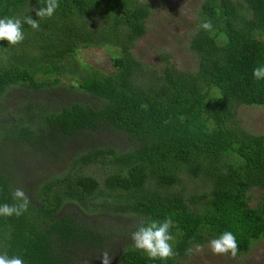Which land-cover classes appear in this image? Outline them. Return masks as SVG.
<instances>
[{
    "label": "trees",
    "instance_id": "trees-1",
    "mask_svg": "<svg viewBox=\"0 0 264 264\" xmlns=\"http://www.w3.org/2000/svg\"><path fill=\"white\" fill-rule=\"evenodd\" d=\"M44 5L0 0V18L38 19L33 10ZM59 5L39 30L24 24L20 44L0 41V204L14 203L15 187L30 199L23 215L0 216V253L25 264H92L121 230L101 232L61 210L70 202L86 214H137L131 232L143 220L172 217L174 258L149 260L125 241L118 264H177L189 247L225 231L236 236L237 255L244 253L264 236V133L241 129L235 110L264 106V79L252 76L264 65V0H202L187 43L192 70L167 58L158 68L135 58L149 15L142 0ZM205 20L212 31L200 28ZM101 44L116 48L111 69L75 59L78 48ZM15 86L21 91L13 96ZM104 131L121 141L88 139ZM76 144L64 170L43 179L28 174L38 164L60 165ZM92 163L109 168L101 184L79 171ZM183 178L209 184L196 194L184 190ZM252 189L262 192L250 206Z\"/></svg>",
    "mask_w": 264,
    "mask_h": 264
},
{
    "label": "rangeland",
    "instance_id": "rangeland-1",
    "mask_svg": "<svg viewBox=\"0 0 264 264\" xmlns=\"http://www.w3.org/2000/svg\"><path fill=\"white\" fill-rule=\"evenodd\" d=\"M149 5V15L145 21V34L138 38L133 46V55L147 67L158 68L162 66L164 58L180 69L192 70L195 66V58L187 49L188 38L195 29V21L199 4L202 0H142ZM234 1V0H233ZM236 1V0H235ZM116 48L111 45L84 46L74 52L75 59L83 64H88L97 70H109V57L116 54ZM66 81V79H64ZM12 95L16 96L21 91L19 86L10 89ZM74 99V98H73ZM72 99V100H73ZM84 101H88L84 99ZM236 124L244 131L261 134L264 133V106L260 105H238L235 110ZM96 140H119L121 137L112 135L109 131L93 133L88 139ZM80 144H76L75 152H67L64 155L60 165L49 166L45 163L38 164L36 169L27 171L29 175L36 173L40 179L48 178L55 171H62L68 167V162L75 156ZM36 165V164H33ZM38 167V168H37ZM82 173L91 174L100 182L109 168L105 164L92 163L82 166L79 170ZM181 183L184 184V190H191L196 194L200 193L208 181L195 179L188 180L183 178ZM208 183V184H207ZM262 191L252 189L249 194L248 204L254 205L259 194ZM90 201L88 203H92ZM63 211L71 212L78 215L82 220L90 221L96 225L101 232L107 229L121 230L119 237L114 240H107L109 255L111 257L109 264H118L119 249L123 242H131L130 228L140 216L134 213H119L118 216H105L98 212L89 214L82 213L80 207L74 202L68 203L62 207ZM87 215V216H86ZM129 229V232L126 231ZM118 232V231H117ZM203 251L194 255H188L186 258L177 262V264H264V236L250 244L248 249L235 257L230 255H213L208 249V242L204 245ZM92 259V260H91ZM89 261L92 264H102V253L94 252Z\"/></svg>",
    "mask_w": 264,
    "mask_h": 264
},
{
    "label": "clouds",
    "instance_id": "clouds-1",
    "mask_svg": "<svg viewBox=\"0 0 264 264\" xmlns=\"http://www.w3.org/2000/svg\"><path fill=\"white\" fill-rule=\"evenodd\" d=\"M59 0H45V5L34 9V19L31 15L23 19L16 17L0 18V41H7V44L18 45L24 39L23 25L27 24L33 30H39V20L50 18L59 8ZM200 28L205 31H212L213 25L210 20L201 22ZM255 80L264 79V65H258L252 71ZM11 198L14 203L0 204V216L11 217L21 216L27 210L30 199L23 187H15L11 192ZM175 226L172 217L166 216L163 220L147 219L141 221L136 230L130 234L132 247L134 250L143 252L149 260L167 261L174 258V235L171 229ZM204 246L196 244L186 250V255H194L203 251ZM208 249L213 255H230L235 257L239 251L236 236L231 231H225L216 238L208 242ZM111 257L109 249L102 252V264H109ZM0 264H25L20 255L9 256L7 251L0 253Z\"/></svg>",
    "mask_w": 264,
    "mask_h": 264
}]
</instances>
